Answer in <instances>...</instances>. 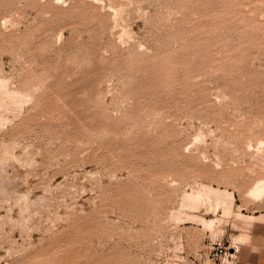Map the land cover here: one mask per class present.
I'll return each instance as SVG.
<instances>
[{
    "label": "rangeland",
    "instance_id": "374dc122",
    "mask_svg": "<svg viewBox=\"0 0 264 264\" xmlns=\"http://www.w3.org/2000/svg\"><path fill=\"white\" fill-rule=\"evenodd\" d=\"M257 185L264 0H0V264H233Z\"/></svg>",
    "mask_w": 264,
    "mask_h": 264
},
{
    "label": "crops",
    "instance_id": "0c3cea01",
    "mask_svg": "<svg viewBox=\"0 0 264 264\" xmlns=\"http://www.w3.org/2000/svg\"><path fill=\"white\" fill-rule=\"evenodd\" d=\"M262 259H264V252L256 255L253 249L244 248L238 257V261L233 264H264V260Z\"/></svg>",
    "mask_w": 264,
    "mask_h": 264
},
{
    "label": "bare ground",
    "instance_id": "6f19581e",
    "mask_svg": "<svg viewBox=\"0 0 264 264\" xmlns=\"http://www.w3.org/2000/svg\"><path fill=\"white\" fill-rule=\"evenodd\" d=\"M258 186V185H257ZM252 196H262L264 194V192L262 191V188H260L259 186L257 188H255L252 192H251ZM256 197V198H257ZM259 198V197H258Z\"/></svg>",
    "mask_w": 264,
    "mask_h": 264
},
{
    "label": "built area",
    "instance_id": "2783aa9c",
    "mask_svg": "<svg viewBox=\"0 0 264 264\" xmlns=\"http://www.w3.org/2000/svg\"><path fill=\"white\" fill-rule=\"evenodd\" d=\"M234 252L236 253L237 251H234ZM234 252L230 253V256H231V257H233V256L235 255Z\"/></svg>",
    "mask_w": 264,
    "mask_h": 264
}]
</instances>
